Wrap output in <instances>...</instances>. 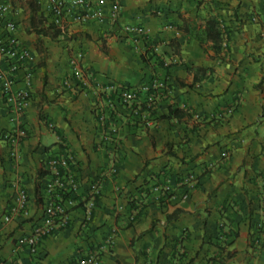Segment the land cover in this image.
Masks as SVG:
<instances>
[{"label":"crops","instance_id":"obj_1","mask_svg":"<svg viewBox=\"0 0 264 264\" xmlns=\"http://www.w3.org/2000/svg\"><path fill=\"white\" fill-rule=\"evenodd\" d=\"M120 2V28L143 34L71 15L61 30L35 0H0L17 7L9 16L33 53L21 121L0 89V264L92 254L100 264H264V0ZM207 20L220 25L218 48L184 31ZM77 51L84 86L69 65ZM24 87L19 71L13 89ZM118 87L134 89V103ZM9 130L24 137L15 159ZM65 147L77 179L62 202L67 221L36 233L48 160ZM17 185L29 216L4 222Z\"/></svg>","mask_w":264,"mask_h":264},{"label":"built area","instance_id":"obj_2","mask_svg":"<svg viewBox=\"0 0 264 264\" xmlns=\"http://www.w3.org/2000/svg\"><path fill=\"white\" fill-rule=\"evenodd\" d=\"M43 14L52 18V22L59 29H65L68 17L71 15L74 20L85 25L90 21H108L112 26L121 30L123 33L143 34L144 29L139 26L125 25L119 26V14L122 9L120 0H111L108 8L101 0H35ZM17 7L8 3H0V89L5 102V107L12 121H21L28 107L31 92V72L33 53L28 45L17 35L18 23L9 16L17 12ZM84 54L80 51L75 52L69 58V65L80 82L85 84L83 72ZM24 72L25 87L21 90H14L13 83L15 75ZM162 85H160L161 87ZM120 99L126 104L134 103L137 93L128 87H118ZM48 127L52 129L53 124ZM23 133L18 130H9L2 134L10 147V156L15 159L18 157L20 145L23 140ZM223 157L225 153L221 154ZM76 164V156L73 151L65 147L60 155L52 156L48 160L47 166L53 172L52 183L48 184L46 191L48 201L42 211V220L36 233H48L56 225H63L67 221L66 211L62 205L64 196L73 195L77 187V179L72 173V168ZM29 216L28 199L24 188L16 186L13 203L7 214L2 215L4 222H9L16 216ZM37 237L31 236L24 240L35 251ZM22 242V241H20ZM80 264H100L97 254H92L82 260Z\"/></svg>","mask_w":264,"mask_h":264},{"label":"trees","instance_id":"obj_3","mask_svg":"<svg viewBox=\"0 0 264 264\" xmlns=\"http://www.w3.org/2000/svg\"><path fill=\"white\" fill-rule=\"evenodd\" d=\"M35 5L38 7L36 2ZM219 27L220 25L217 21L207 20L205 21L204 27H194L193 29L186 27L184 28V31L188 32L189 34H193L200 43L212 40L214 42V47L218 48V45H220L222 39V34ZM176 112L177 110H174V113Z\"/></svg>","mask_w":264,"mask_h":264},{"label":"rangeland","instance_id":"obj_4","mask_svg":"<svg viewBox=\"0 0 264 264\" xmlns=\"http://www.w3.org/2000/svg\"><path fill=\"white\" fill-rule=\"evenodd\" d=\"M15 2H16L17 6H21V5H19L20 4V0H15Z\"/></svg>","mask_w":264,"mask_h":264}]
</instances>
